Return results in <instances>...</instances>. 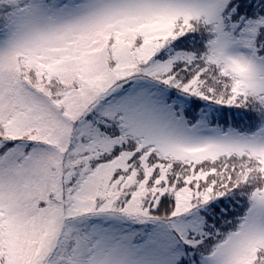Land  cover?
Returning <instances> with one entry per match:
<instances>
[{"label": "snow or ice", "instance_id": "obj_1", "mask_svg": "<svg viewBox=\"0 0 264 264\" xmlns=\"http://www.w3.org/2000/svg\"><path fill=\"white\" fill-rule=\"evenodd\" d=\"M0 264H264V0H0Z\"/></svg>", "mask_w": 264, "mask_h": 264}]
</instances>
